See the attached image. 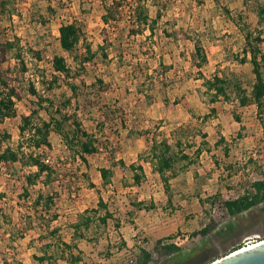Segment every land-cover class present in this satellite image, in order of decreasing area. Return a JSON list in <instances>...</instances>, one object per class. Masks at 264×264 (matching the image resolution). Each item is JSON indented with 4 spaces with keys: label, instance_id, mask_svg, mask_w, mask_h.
<instances>
[{
    "label": "rangeland",
    "instance_id": "374dc122",
    "mask_svg": "<svg viewBox=\"0 0 264 264\" xmlns=\"http://www.w3.org/2000/svg\"><path fill=\"white\" fill-rule=\"evenodd\" d=\"M144 2L151 21L156 20L153 36L149 30L133 34L128 12L123 13L119 24L105 25L99 0H0V37L20 44L29 67L19 109L29 114L38 108L37 98L28 91L31 83L44 98L58 102L65 96L72 97L65 79L57 85L50 82L55 74L53 59L63 54L59 28L76 22L83 30L80 54L90 46L93 57L78 78L79 95L72 98L70 110L77 112L87 129H103L116 160L127 166L142 161L140 156L145 157L148 151L147 139L154 137L167 138L175 152L183 150L195 161L188 169L189 161L179 164L177 176L171 180L169 201L163 181L152 172L150 164L142 161L146 177L138 187L132 171L114 167L107 152L87 156L89 167L79 160L73 165L61 137L52 133L49 160L63 174V183H56L55 190L61 191V184L72 187V194L61 196L55 207L60 219L52 228L60 231L53 235L46 227L33 226L18 240L19 228H25L19 226L21 215L25 214L19 197L22 183L1 164L0 193L6 195L0 197V209L8 217L0 214V264H68L62 259L39 263L33 256L46 252L49 256L60 255V238L70 241L73 234L70 224L85 210L97 208L101 199L114 217L108 226H93L87 239L79 241L84 254L80 264H135L142 249L152 256L147 264H207L238 246L264 239V204L238 218L230 217L222 207L255 180L264 179V129L256 107H240L233 97L211 103L203 86L204 78L211 79L217 72H234L251 88L255 81L253 66L249 60L242 62L245 36L250 32L264 39V16L258 15L264 0ZM196 46L202 48L200 56L196 55ZM262 52L264 55V44ZM202 56L207 62L203 63ZM66 57L77 70L79 66L72 57ZM15 63L11 58L1 68H15ZM43 75L45 83H41ZM99 79L107 85V91L100 96L97 88L81 86L84 81L87 86L95 83L99 87ZM212 108L215 114L211 113ZM40 116L48 120L42 109ZM19 126V119L0 123V134L9 133L14 147L20 140ZM242 126L243 137L238 139ZM222 136L228 142V157L222 146H216ZM178 139L182 140V148L175 146ZM198 147L204 150L199 159L195 156ZM101 168L115 172L108 187L103 186ZM30 170L27 168L26 172ZM139 202L150 210H138L135 204ZM8 218H12V223ZM115 219L120 221V228ZM212 220L218 226L203 235L202 230ZM123 238L128 242L127 245L124 241L125 247ZM158 241L163 245L177 243L180 252L159 259L155 251ZM46 244L53 247L49 249Z\"/></svg>",
    "mask_w": 264,
    "mask_h": 264
},
{
    "label": "trees",
    "instance_id": "16d2710c",
    "mask_svg": "<svg viewBox=\"0 0 264 264\" xmlns=\"http://www.w3.org/2000/svg\"><path fill=\"white\" fill-rule=\"evenodd\" d=\"M99 1L104 10L102 19L105 25L119 24L123 19V13L128 12L130 23L133 27V34L141 35L144 31L149 30L151 32L150 36L154 35L156 20L151 21L144 0ZM258 15L259 17L264 16V7L260 8ZM82 38L83 30L76 22L61 25L59 28V44L63 54L55 56L53 59L55 74H53V79L50 83L57 85L59 80L65 79L73 93L72 97L65 96L64 100H58V102L51 98H44L38 92L35 83H31L28 91L31 96L37 98L36 105H38V108H33L27 114L18 108V102L24 99L23 82L25 81L26 73L29 71L28 63L25 61L23 49L19 43L6 37H0V123L6 119H19L20 121V140L16 147L9 142L12 139L9 133L0 134V165H6L11 177L22 183V193L19 197L21 205L25 206V214L21 215L19 226H25V228H19L21 233L18 240L23 239L28 231L33 230V226L46 227L53 235L59 233L60 228H52L53 223L60 219L59 212L55 208L57 200L66 193L72 194L71 185L66 188L61 184V191L55 190L54 187L58 182L63 183V174L60 172L59 167L49 160V151L52 149L50 139L52 133H56L61 137L73 165L79 160L89 167L87 156L107 152L114 167H120L123 171L127 169L132 171L136 186L139 187L146 177L145 168L141 163H133L127 166L124 161L116 160L115 151L111 148L103 129H87L77 112L70 110L72 98L79 95L78 78L86 71L85 65L93 57L90 46H86V52L80 54ZM245 38L246 47L242 62L245 63L249 60L253 66L252 71L255 81L251 88L245 85V81L237 73L220 74L217 72L211 79L204 78V93L210 97L209 102L211 103H215L219 99L230 101L233 97L240 107L255 106L256 115L264 129V55L262 52L264 39L260 34L254 36L250 32H246ZM108 41L109 38L107 37L106 42ZM36 54L39 58L41 57L40 53L37 52ZM67 54L79 66L77 70H74V67L69 64L66 57ZM201 54L202 48L196 46V55L200 56ZM104 56L107 57L106 54ZM11 58L16 60L15 68L6 70L1 68ZM202 59L203 63L207 62L205 57L202 56ZM200 67L202 66L200 65ZM42 77L41 83H45V75ZM97 83L99 87L95 83L92 86H87L84 81H81V86L86 89L97 88V95L100 96L101 93L107 91L105 90L107 85L102 79H99ZM54 84H51V87ZM41 109L47 113L48 120L40 116ZM211 113H216L214 108H212ZM234 119L241 123V118L238 115L234 114ZM243 130H245L244 126L238 133V139L243 137ZM183 134L187 136V133ZM202 136L204 139L207 137L206 134ZM236 140L233 142H236ZM147 141V154H145V157L140 156V160L149 163L152 167V172L160 176L165 192L170 195L169 201H171V180L177 176L179 164L183 161H189L187 162L188 165H186V169H188L190 166L193 167L195 161L183 150L175 152L173 145L167 138L159 139L154 137L152 139L148 138ZM204 145H208V142L204 141ZM227 145L228 142L223 136L216 143V146L223 147L225 155L228 157L230 149ZM175 146L182 148V140L178 139ZM203 151L202 148H197L195 152L197 159L201 157ZM18 165H20L19 171ZM27 168L31 170L26 172ZM99 172L103 179V186L108 187L115 175L114 170L101 168ZM20 173L22 175H19ZM5 195L0 193L1 199ZM263 204L264 179H257L248 188H245L241 195L225 201L222 207L230 217L238 218ZM135 206L138 210H150L144 202H139ZM55 210L57 212H54ZM103 211H105V214L102 215ZM0 214L4 218L8 217L4 209H0ZM112 217H114L113 213L110 212L108 205L101 199L97 208L85 210L79 214L76 222L70 224L73 234L70 241L65 240L63 237L60 238V244L57 246L60 255L56 257L49 256L46 252L41 256L34 255L33 259L39 263L58 261V259H62L68 264L82 263L84 254L79 247V241L87 239V234L93 226H108V221ZM8 221L12 223V218H8ZM115 224L117 228H120L119 220L115 219ZM217 226L218 223L212 220L201 233L208 235ZM123 244L125 247L124 241ZM45 247L50 249L53 244H46ZM241 247L238 246L236 249ZM155 251L159 259H164L180 252V248L176 244L163 245L159 242L155 246ZM151 257L148 251L142 249L135 264H147ZM5 264H10V262L5 261Z\"/></svg>",
    "mask_w": 264,
    "mask_h": 264
},
{
    "label": "water",
    "instance_id": "95a60500",
    "mask_svg": "<svg viewBox=\"0 0 264 264\" xmlns=\"http://www.w3.org/2000/svg\"><path fill=\"white\" fill-rule=\"evenodd\" d=\"M209 264H264V239L252 247H241Z\"/></svg>",
    "mask_w": 264,
    "mask_h": 264
},
{
    "label": "crops",
    "instance_id": "0c3cea01",
    "mask_svg": "<svg viewBox=\"0 0 264 264\" xmlns=\"http://www.w3.org/2000/svg\"><path fill=\"white\" fill-rule=\"evenodd\" d=\"M143 166H144V168H145V164L141 161L140 162ZM146 164H149V163H146ZM124 240L123 241H125V242H127V240H126V238H123ZM162 243L161 241H158L157 243ZM127 245H128V242H127ZM157 245V244H156Z\"/></svg>",
    "mask_w": 264,
    "mask_h": 264
},
{
    "label": "bare ground",
    "instance_id": "6f19581e",
    "mask_svg": "<svg viewBox=\"0 0 264 264\" xmlns=\"http://www.w3.org/2000/svg\"><path fill=\"white\" fill-rule=\"evenodd\" d=\"M256 243H253V244H249V245H247V246H250V247H252L253 245H255ZM247 246H245V247H247Z\"/></svg>",
    "mask_w": 264,
    "mask_h": 264
},
{
    "label": "built area",
    "instance_id": "2783aa9c",
    "mask_svg": "<svg viewBox=\"0 0 264 264\" xmlns=\"http://www.w3.org/2000/svg\"><path fill=\"white\" fill-rule=\"evenodd\" d=\"M176 245H178V244L176 243Z\"/></svg>",
    "mask_w": 264,
    "mask_h": 264
}]
</instances>
